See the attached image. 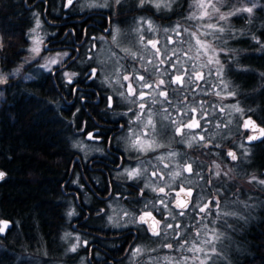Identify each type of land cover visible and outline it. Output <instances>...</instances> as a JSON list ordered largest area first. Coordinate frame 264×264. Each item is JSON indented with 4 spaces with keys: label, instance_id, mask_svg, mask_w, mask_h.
Segmentation results:
<instances>
[{
    "label": "rangeland",
    "instance_id": "374dc122",
    "mask_svg": "<svg viewBox=\"0 0 264 264\" xmlns=\"http://www.w3.org/2000/svg\"><path fill=\"white\" fill-rule=\"evenodd\" d=\"M179 1L183 0H146L144 5L141 6L140 0H119V3H117V0H75L76 3L72 7V9H74L75 6L79 7L81 11L88 10L89 8L96 10L100 9L101 11L110 9L112 6H122L126 8L130 6L131 3L133 4L131 9H135V14L128 13L127 15L132 17L125 18L122 21L124 24V31L127 29L125 34L121 30H117L116 34L111 32L109 34V40L111 41L110 46L106 44L104 38L99 39V42L95 45V49H98L99 55L103 57L112 54L111 51L115 52L117 43L120 45V48L127 50L133 49L131 40L137 39L140 45L139 51L145 53L147 60H154L159 54L167 53L173 56V59L176 61L178 72L181 67L189 66L195 70L198 76L203 73L208 74L206 76V81L209 88L208 94L210 100L208 103L207 115H204L200 119L198 113L192 111L194 108H190L191 112L189 111L190 113H186L183 105L179 106L176 104L174 106L175 109H173V120L176 123H173L170 127V130H173V132L172 134L170 132L168 133V140L166 143H160V153L163 154V157L158 161L159 157L152 152L146 155V158L150 160L145 164L136 161L134 164L127 165L117 173L118 179L121 180L126 178L129 180V184H133L134 182V184H136L135 186L139 187L135 192L143 188V191H140L143 193V200H145V203H150L152 209L158 207L163 210V215L166 213V217L163 218L160 225V234L152 240H142L141 243L138 242L131 248V256L129 257L131 264H178V262L179 264H201V260L205 259V252L209 254L210 259L216 257L218 254H216L217 250H221L223 247L222 240L224 237L223 232L218 226L220 224H226L229 218L233 217V207L240 211L243 206L247 205L248 201H252L254 205H251L250 209L256 210L260 203L255 204L254 199L249 197L259 193L264 195V184L258 182L264 180V176H260L258 171L254 169L251 170L246 168V166L250 164L252 150L243 143V139L247 137L248 134H246L242 128V118L245 116L242 98L234 94L226 79V74L229 69L232 70L235 68L234 65L240 64V57L243 55L242 50L234 49L229 43L236 38H240L247 30H252L254 27H257L256 23L253 24V19L258 17L259 11L264 12V9H262V0H205V3L215 5L218 11H214L212 7H208L207 12L210 15H205L203 18L198 19H189V17L193 12H197L198 15L204 12V9L195 7L199 0H188L185 10H175L177 7H182ZM155 3H160L161 7H155ZM164 5L168 6L165 7ZM248 7L252 8L251 14L240 11L235 15H228L229 13L236 12L237 9ZM142 8H147L153 13L161 14L162 19H170L171 21L167 20V23L156 21L151 15L144 14ZM172 11L173 15L170 14ZM30 14L32 22L25 27L24 32H15L14 35H12L14 36V43L7 41L3 42V36L0 31V79L5 81L4 83H0V87L4 86L12 78H17L16 82H18L19 78L22 80L28 79L27 77L30 75L31 70L29 68L28 71H24V68L33 65V63L36 64L35 66H38L40 72L48 74L53 66L59 65L62 57L67 55V53L64 55V52L59 50L50 52L48 49H44L46 46L45 38L49 28L44 25L41 17L36 11L30 12ZM222 14L227 15L228 18L226 20H220L219 17ZM171 15L173 17H170ZM182 17H184V19H182ZM149 22L151 23V28H149ZM182 23H189V25L185 26ZM37 24H39V27H37ZM163 24L168 25L162 26ZM208 24H214L217 28L222 27L224 31L222 33L213 31V29L207 27ZM117 25V23H114L113 27ZM193 33L195 35H192ZM141 37H143V40H141ZM197 40L204 43L198 44ZM149 41L155 42V48L152 47ZM105 44L108 47H106ZM23 45L25 46L26 53L20 58V64L12 72L7 70V67L3 63L5 59L8 58L6 54L18 51L19 53L15 54L18 59ZM141 46H143L144 49H141ZM34 47H39V54L32 51ZM157 49L159 51H157ZM119 54L123 56L124 52L121 51L120 53L119 51ZM53 59L58 62L55 64L50 63ZM209 60H212V62L209 63ZM217 60L219 63H216ZM142 68H145V66L143 65ZM246 69L245 66L239 65L236 71L242 72V70ZM116 71L120 73V69H116ZM124 72H126L125 69ZM64 76L66 75L62 76V80ZM113 79L116 82L111 83L112 93H120L122 98L117 99L118 104H120L119 106L123 109L130 108L131 113H128L126 116L127 118L148 119L153 116L149 110L153 111L157 108L155 104L146 103V106L139 111L137 101L132 102L127 100L126 88L117 83V77ZM137 80L138 79L134 77L135 89L137 93H139V88L136 84L138 82ZM176 88H178V86L173 83L172 79H167L165 85L162 86L164 92L169 89L175 90ZM160 92L162 91L160 90ZM3 99L4 97H2L0 92V103L4 101ZM157 103L161 108L165 109V105H162L160 100H158ZM237 109H239V111ZM159 113H161L159 115L160 119L153 128L154 133L157 135L163 133L166 120L164 111ZM193 118L199 121L200 127L194 126L192 129L184 127V125L191 122ZM239 119L240 129L238 130L236 126ZM178 124L183 129L182 134H177L176 129ZM84 129H86V127L79 124L74 132L75 135L80 131H83L84 134L82 136H73V148L80 154L76 153V157H74L71 162L73 166L76 165L78 161L86 162L93 156V151H96L95 147L93 149V144L89 143L90 141L87 137L89 130L84 131ZM143 129L144 132H138L135 127L134 130L126 132L123 139L128 141V143L130 139H134L142 146L149 145L152 147V130L149 131L148 127H144ZM232 134L236 135L232 137ZM207 136H209L210 139V148L205 144ZM201 137H203V139H201ZM182 140L183 144L181 145ZM213 140L217 142V145L211 143ZM224 141H229L230 145L225 146L220 144V142ZM138 143L136 147H132L134 143L130 142L129 146L138 152L146 151V149H143ZM229 152L234 153L236 159L229 156ZM171 153L177 154L175 156L176 159L170 156ZM144 165H146L147 171ZM189 165L191 166V171L187 170ZM205 172L210 176L206 177V179L211 181L210 188L215 192L219 190L220 196H212L210 193L206 196L200 195V197L196 198L193 202V206L202 207L207 200L214 202L218 221L202 229L199 228L198 231H200V235L198 237L195 234L189 236L192 244L197 243L198 246L204 249V252L194 254L186 251L185 249L192 244L190 246L181 247V250L187 252L186 257L189 259L185 261L184 257L182 261H179L177 256L170 257V250L165 249L169 237L175 230L174 223L177 221L178 225V220L181 221L184 216L179 213L184 211L185 214V209L175 210L172 204L175 203L176 198H180V195L177 194L182 192L181 189H183V191L192 190L190 184L195 182L194 178L198 177L200 180H203ZM129 173H133V175H129ZM140 180H144V183H138ZM76 184L79 183L76 182ZM176 184L181 186H176ZM161 189H163V192H161ZM191 193L190 203L195 198L193 190ZM129 197V192L125 191V198ZM134 201L137 207L140 208L135 196ZM85 203L87 205L90 203L89 197L85 198ZM76 210L77 207L74 205L73 201H71L64 211L67 217V223L64 225L63 231L58 235V240L53 239V241H51L53 252L52 254L49 250L48 252L51 256H57L56 258L60 260L53 264H69V261L74 262L73 264H87L86 250H88L89 247H86V244L90 239L84 238L83 242H85V246H83L80 242L83 237L76 233V231L70 229L72 223L71 219L76 214ZM70 212L72 215H69ZM225 213L231 214L225 215ZM240 214H243V211ZM158 216L160 217V214H158ZM132 217L133 213L128 212L125 208L118 209L112 205L109 222L113 225L124 226L132 221ZM239 217L241 216L239 215ZM192 220L198 223H206L209 222L210 218H204L199 214H194ZM7 231L8 229H6L1 237H3ZM162 233L166 237L162 236L159 238ZM4 238L0 240V248L3 246L2 242H4ZM60 239L64 242V249L62 251ZM208 239H211L212 243L204 244L203 242ZM170 242L176 241L170 239ZM235 242L238 241H234V245ZM213 246L216 249L215 253L211 252ZM73 247L75 251H72ZM151 248L156 250L155 254H146L145 257H143V254ZM136 249H140L141 251L137 253ZM10 250L11 249H7L6 252H9L14 264H47L42 261L43 257L39 254L32 253L31 250H29V255L22 253L26 251L25 249L21 250V248H17L12 252ZM75 252H79L78 260L74 255ZM74 258H76V261ZM210 259L206 260V264H210L208 262ZM12 262H8L7 264H12ZM218 262L219 260L217 258L214 264H218Z\"/></svg>",
    "mask_w": 264,
    "mask_h": 264
},
{
    "label": "trees",
    "instance_id": "16d2710c",
    "mask_svg": "<svg viewBox=\"0 0 264 264\" xmlns=\"http://www.w3.org/2000/svg\"><path fill=\"white\" fill-rule=\"evenodd\" d=\"M20 1L22 0H12L13 6L11 0H0V31L3 42L14 43L12 35L15 32H24L25 27L32 22V17L24 12ZM187 1H179L182 7L175 10H185ZM262 3L264 9V0ZM132 7V3L126 8L119 6L118 19L123 21L132 17L127 15L135 14ZM113 9L114 6L107 12L116 14ZM143 13L151 15L161 23L171 21L162 19L161 14L153 13L147 8L143 9ZM258 13V17L253 19V24L256 23L257 27L247 30L240 38L229 43L234 49L242 50L243 55L240 57V64L234 65L232 70L229 69L226 79L234 94L242 98L244 114L253 117L264 128V12ZM166 25L168 24L162 26ZM131 42L133 49L127 50L126 55H132L138 45L137 39ZM21 50L18 59L15 55L18 51L6 54L8 58L3 63L7 70L12 72L20 64V58L26 53L23 51L26 50L24 45ZM239 65L247 69L238 72L236 69ZM32 69L37 70L35 66ZM27 78H19L18 82L17 78H12L0 88L4 93V101L0 103V172L4 173L0 179V220H7L11 224L0 248V264L12 262L6 250L11 249L12 252L17 248L25 249V252H19L26 255L30 254L29 250L39 254L44 263L58 262L57 256L49 254L53 252L51 241L58 240V235L63 231L67 223L64 211L73 200V197L71 200L64 195V186L68 184L64 183L73 176V169L70 168L75 155L72 143L73 136H76V127L69 122V112L60 108L63 102L55 92L50 76L36 72ZM209 100L208 94V102ZM236 128L240 129V119ZM211 143L217 145L214 140ZM220 144L228 146L230 142L224 141ZM207 145L211 147L210 141ZM249 147L252 153L250 164L246 168L254 169L260 176H264V140ZM76 175L74 179L78 178V172ZM207 176L209 175L205 172L203 180L195 177V182L190 186L202 196L208 193L220 196L219 190L215 192L210 188L211 181L206 179ZM249 198L254 199L255 204L260 203L259 207L251 210L250 206L254 204L248 201L240 211L232 208L233 217L226 224L218 226L224 234L223 247L217 250L216 257L208 261L210 264H214L217 258L218 264H264V195L259 193ZM242 211L243 214H240ZM206 213L200 215L210 218L206 223L195 222L189 217L184 218L182 223L178 220L180 232L176 235V242H170L169 237L165 249L170 250L171 254L175 250L179 261L187 256V252L180 248L189 246L192 232L200 233L199 228L218 221L217 212L213 219ZM185 240L187 243H184ZM236 240L238 242L234 245ZM60 244L62 251L64 242L61 239ZM169 244L172 245L171 249L167 247ZM86 259L87 264H91L89 253Z\"/></svg>",
    "mask_w": 264,
    "mask_h": 264
},
{
    "label": "flooded vegetation",
    "instance_id": "af4514ba",
    "mask_svg": "<svg viewBox=\"0 0 264 264\" xmlns=\"http://www.w3.org/2000/svg\"><path fill=\"white\" fill-rule=\"evenodd\" d=\"M75 3V0H72L71 4L68 0L20 1L25 13L29 15V12L36 11L48 26L49 30L45 38L48 51L59 50L64 52V55L67 53L66 56L63 55L60 64L53 66L47 75L50 76L55 92L63 102L60 108L69 112V122L75 125L76 129L79 124L86 127L84 131L89 130L87 134L89 143L93 144V149L96 148L89 160L78 161L76 165H71L73 176L64 183H68L64 186L66 190L64 195L71 200L73 197L72 201L77 207L76 214L71 219L70 229L79 235L91 237L88 238L90 241L86 244V247L90 249L87 253L91 255V264H131L129 261L131 248L138 242L141 243L142 240H152L157 237V235H153V226L160 233V225L163 218L166 217V213L163 215V210L158 207L152 209L150 203H145L143 200V193L140 192L143 191V188L135 192L139 187L134 183L129 184V180L126 178L118 179L117 173L136 161L145 164L150 160L146 158V155L152 152L159 157L158 161L163 157V154L160 153V143H166L168 140L170 131L168 127L172 122L173 108L178 101L183 102L189 98L190 90L187 80L191 67H181L178 72L176 61L173 56L167 53L159 54L154 60H147L145 53L139 51V43L134 48L132 55H126L127 49L120 48L118 43L116 44L117 49L114 48L115 52L111 51L112 54L106 57L99 55V50L95 49L99 39L104 38L106 44L110 46L109 34L111 32L116 34L117 30H121L125 34L127 31V29L125 31L123 29L122 20L118 19L119 7H114L113 11L117 13L113 14L105 12L108 9L100 11L99 8V10L89 8L81 11L76 6L72 9ZM12 5L14 6V2ZM114 23L118 25L113 27ZM106 44L105 46L108 47ZM143 46L141 49H144L145 46ZM119 51L120 53L124 52L126 57L119 54ZM143 65L145 68H142ZM32 66L35 65L25 67L24 71H28L30 68V75L36 72L41 74L40 71L32 69ZM116 69H120L121 74ZM66 73L71 76L72 83H68V75L64 76L62 80V76ZM125 76L131 79L125 80ZM140 76L145 78L144 81L138 79ZM177 76L183 77V87L175 83ZM114 77L118 78L117 83L120 86L126 88L127 100L137 101L139 111L143 109L139 106L140 104L146 106V103H153L156 105L157 108L153 111L149 110L153 114L151 118L126 117L128 113H131L130 109L121 108L117 102V99H122L120 93L114 94L111 90V83L116 82ZM134 77L138 79L136 84L139 93L145 94L144 100L137 98L139 93L131 94L129 85L135 88ZM167 79H172L178 88L165 91L166 99L159 93L160 90L164 92L162 86L165 85ZM161 80L164 81L163 85L159 84ZM145 82L152 84L153 87L144 88ZM158 100L162 105H165V109L159 106ZM161 111L166 114L165 129L162 134L157 135L154 133V129L148 125V121L151 120L152 125H155L160 119L161 113L159 112ZM133 127H136L138 132H144V127H148L149 131L152 130L153 146H142L134 139H130L129 143L124 140L123 136L126 132L134 130ZM83 134L84 132L80 131L76 136ZM130 142L134 143L132 147H136L138 143L146 151L138 152L132 149L129 146ZM76 153L79 154L75 150L74 157H76ZM176 155V153L170 154L174 158ZM144 166L146 170V165ZM77 172L79 176L74 180L77 177ZM140 182L144 183V180H140L138 183ZM124 190L129 192V198H125ZM181 193L183 191L179 195ZM134 196L137 198L140 208L135 204ZM86 197H91L88 205L85 203ZM112 205L118 209L125 208L128 212L133 213L132 221L124 226L111 224L109 217ZM172 205L177 210L176 206ZM141 218L146 223H142ZM174 229L172 235L177 233V221L174 223ZM162 236L166 237L162 233L159 238ZM84 243L82 240L83 246H85ZM155 251L154 248H151L143 254V257L146 254L154 255ZM74 255L78 260L79 252H75ZM76 258H74L75 261Z\"/></svg>",
    "mask_w": 264,
    "mask_h": 264
},
{
    "label": "snow or ice",
    "instance_id": "6c2138e0",
    "mask_svg": "<svg viewBox=\"0 0 264 264\" xmlns=\"http://www.w3.org/2000/svg\"><path fill=\"white\" fill-rule=\"evenodd\" d=\"M68 2H69V4H71L72 0H68ZM145 2H146V0H140L141 6H143ZM117 3H119V0H117ZM154 6L157 7V8H160L161 7V4L160 3H155ZM164 6L167 7L168 5H164ZM195 7L198 8V9H204V12L200 13L199 15L197 14V12H193L192 15L189 17V19H198V18H203L205 15H210L207 12V8L208 7H212L214 11H218V8H216L215 5H213L211 3H205V0H199V2L196 3ZM240 11L247 12V13L251 14L252 13V8L248 7V8H243V9H237L236 12L229 13L228 15H235L237 12H240ZM227 18H228L227 15H223V14L220 15V17H219L220 20H226ZM37 27H39V24H37ZM151 27H152L151 26V23L149 22V28H151ZM207 27L213 29V31H218V32H221V33L224 31V29L222 27L217 28L216 25H214V24H208ZM192 35H195V34L193 33ZM141 40H143V37H141ZM149 43L152 45L153 48H155V46H156L155 45V42L149 41ZM197 43L198 44H203L204 42L197 40ZM32 51L35 52L36 54H39L40 49H39V47H34L32 49ZM157 51H159V50L157 49ZM57 62L58 61L55 60V59H53L52 61H50V63H53V64H55ZM211 62H212V60H209V63H211ZM216 63H219V61L217 60ZM145 70L147 71V69H145ZM65 75H68L69 76L68 83H72L71 76L69 74H67V73ZM201 78H202V75H201ZM124 79L125 80H129L131 78L125 76ZM138 79L141 80V81H144L145 78L143 76H140V77H138ZM4 82H5L4 80L0 79V83H4ZM175 83H177L181 87H183V77L182 76H177L175 78ZM159 84L160 85H163L164 84V81L161 80L159 82ZM143 87L144 88H152L153 85L150 84V83L145 82L143 84ZM129 89L131 90V94L132 95H137L136 89L133 88L131 85H129ZM159 94L162 95V96H164L167 99V93L160 92ZM137 98L139 100H144L145 99V94L143 92H140L137 95ZM139 106L141 108H144L145 107L144 104H140ZM237 110L239 111V109H237ZM192 111H195V109H192ZM173 123H176V122L173 121ZM148 125L151 126L152 128L155 127L154 125H152L151 120L148 121ZM249 125H251L252 128H253V130H255V125L253 124V122L246 121L245 126L248 127ZM194 126L195 127H200L199 121L195 120L194 118L191 120V122L186 123L184 125V127H187L188 129H192ZM176 131H177V134H182L183 133V129L179 126V124L177 125ZM260 131H261L262 134H264V129H260ZM256 138L257 137L252 136L249 139L250 140H253V139H256ZM201 139H203V137H201ZM228 155L231 156L233 159H236V156H235L234 153L229 152ZM187 170L188 171H191V166L190 165H189V167H188ZM129 175H133V173H129ZM3 176H4V173L0 172V179H2ZM258 182L261 183V184H264V180H261V181H258ZM181 191H183V189H181ZM161 192H163V189H161ZM177 195H179V193ZM186 195L189 196V197H191V195H192L191 191H188L186 193ZM177 206L179 208H181V209H186L187 208V203H185L184 201H180V202H178V205ZM208 207H209V205H204V206L200 207V211L206 213V209ZM179 214L180 215H184V211H181ZM230 214L231 213H225V215H230ZM69 215H72V213L70 212ZM148 215H150V214H148ZM141 222L142 223H146V221H144L143 218H141ZM0 223H2L4 225L3 228H0V232H2L5 228H7V224L5 222H0ZM156 223L158 224L159 222L157 221ZM177 227H179V225H177ZM159 234H160L159 231H157L155 229V226H153V235H157L158 236ZM196 235L198 237L200 235V233H197ZM184 243H187V241L185 240ZM203 243L204 244H211L212 243V240L211 239H208V240H205ZM181 246H183V245H181ZM167 247L171 249L172 248V245L169 244V245H167ZM185 250L188 251V252H192L194 254L195 253L204 252V249L202 247L198 246L197 243H193L190 247L186 248ZM72 251H75V248L74 247L72 248ZM140 251H141L140 249H136V252L137 253H139ZM211 252L212 253H215L216 252V249H215L214 246L211 248ZM204 255H205V259L204 260H201V264H206V260L207 259H210V256H209V254L207 252H205ZM184 259H185V261H187V259H189V258L188 257H185ZM178 264H179V262H178Z\"/></svg>",
    "mask_w": 264,
    "mask_h": 264
},
{
    "label": "water",
    "instance_id": "95a60500",
    "mask_svg": "<svg viewBox=\"0 0 264 264\" xmlns=\"http://www.w3.org/2000/svg\"><path fill=\"white\" fill-rule=\"evenodd\" d=\"M246 121H251L253 122V124L255 125V130H253L252 126L249 125L248 127L245 126L246 124ZM242 127L245 131L247 132H252L247 138H245V143L246 144H249V145H252V144H256V143H259L262 139H263V134L261 133L260 129H263V127H261L260 125L257 124L256 120L251 117L250 115H247L245 116L243 119H242ZM252 136H255L257 137L256 139H253V140H250L249 138L252 137ZM264 173V171H263ZM188 197L187 196H184V198H180L176 201V205H178V202L180 201H184L185 203H188ZM1 222H5L7 224V228L10 227V222L7 221V220H3ZM1 227L0 228H3L4 225L2 223H0ZM5 228L2 232H0V236L4 234V232L6 231Z\"/></svg>",
    "mask_w": 264,
    "mask_h": 264
}]
</instances>
